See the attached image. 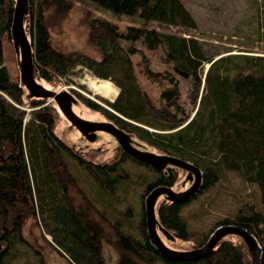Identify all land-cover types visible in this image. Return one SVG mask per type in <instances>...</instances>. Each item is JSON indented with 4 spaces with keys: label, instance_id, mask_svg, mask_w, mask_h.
<instances>
[{
    "label": "trees",
    "instance_id": "obj_1",
    "mask_svg": "<svg viewBox=\"0 0 264 264\" xmlns=\"http://www.w3.org/2000/svg\"><path fill=\"white\" fill-rule=\"evenodd\" d=\"M75 6L96 14L88 33L99 59L63 52L51 41L54 18ZM14 7L15 0H0V264H49L50 254L69 264H107L104 246L115 251L116 264H252V252L237 236L224 237L203 257L172 260L157 252L148 240L144 200L156 187L175 189L182 171L155 170L118 147L110 162L95 163L61 140L58 108L27 100L3 64ZM27 19L42 82L51 88L73 83L70 75L78 68L110 82L119 91L113 103L69 91L151 151L202 173L194 199L158 201L159 229L189 252L203 248L218 227L238 226L256 238L264 264V55L214 60L186 37L197 23L183 0H28ZM156 61L161 70L154 69ZM142 82L158 91L156 104ZM230 175L254 186L257 200L247 193L230 211L212 216L207 195L226 189ZM201 195L199 207L189 209ZM211 217L208 230L198 227ZM27 221L39 227L51 251L26 237Z\"/></svg>",
    "mask_w": 264,
    "mask_h": 264
},
{
    "label": "rangeland",
    "instance_id": "obj_2",
    "mask_svg": "<svg viewBox=\"0 0 264 264\" xmlns=\"http://www.w3.org/2000/svg\"><path fill=\"white\" fill-rule=\"evenodd\" d=\"M183 1L186 9L191 13L197 23V29L188 32L186 37L198 40L206 52L214 54V60L219 59L220 56L228 55H264V0ZM95 16L96 14L92 13L88 8L75 6L70 12L54 18L51 30L52 43L58 47L57 49H60L63 52L79 51L87 54L93 59H99L100 56L94 50L88 33L89 20ZM105 18L118 24L121 29L124 28L123 22L112 20L107 16ZM26 30L28 33V23H26ZM2 54L3 64L7 69L11 80H19L16 53L12 42L8 40L3 42ZM208 67L209 64L203 66L205 72ZM162 68L163 66L157 61L154 62L155 70H161ZM70 78L73 83L64 84L60 88H51L46 83L42 82L41 79L38 80V83L51 91L64 89L69 91V88H71L93 100H95L94 96H99L88 86L86 80L93 81L96 79H94V77H92L86 70L80 71L78 68L70 75ZM142 85L148 95L150 103L153 105L156 104L158 96L156 88L144 82H142ZM79 86H83L85 89H81ZM71 95L78 100L73 93H71ZM72 110L75 115L82 120L89 122H108L99 114L90 111L83 106L79 101L78 103L76 102V105L72 106ZM55 133L61 140L72 147L75 152L95 163H108L113 159L117 152V143L111 136L104 133H96L92 137L85 138L81 136L76 129L71 127L63 116L55 128ZM131 141L132 145L138 150L155 153L132 137ZM128 166V169H130V167L134 169L130 163ZM179 175L178 186L173 189L175 193L184 192L193 182L192 180L187 179V173L179 172ZM229 178L230 181L226 189H221L217 192L215 190L210 195H207L209 196L207 197L209 202L207 200L208 203L206 209L209 210L212 216L220 217L219 215H222L223 212L230 211V209H233L236 206L237 200L243 198L247 193H251L254 200H257V190L254 186L244 183L235 175H230ZM205 197V195H201L198 200H195L190 204L189 209L198 208L200 202ZM161 198L162 197H160L158 201ZM211 219L213 218L211 217L204 220L198 227H201L205 231L208 230L212 224ZM25 228V235L33 245L42 248L43 250L51 251L50 246H48L46 242H43V234L34 221H27ZM157 232L161 241L169 249L179 252L188 251V247H185L184 244L182 245L178 240H175L163 232L159 229L158 225ZM45 238L48 241H51L50 237L47 236ZM173 245L182 247L176 248L177 250H175L173 249ZM104 255L107 258V264H116V254L111 247L104 246ZM47 262L49 264H69L66 260L58 258L52 254L47 258Z\"/></svg>",
    "mask_w": 264,
    "mask_h": 264
},
{
    "label": "water",
    "instance_id": "obj_3",
    "mask_svg": "<svg viewBox=\"0 0 264 264\" xmlns=\"http://www.w3.org/2000/svg\"><path fill=\"white\" fill-rule=\"evenodd\" d=\"M28 0H15L13 17L10 29V39L16 53L17 66L19 70V83L27 92L26 99H41L53 102L63 118L76 129L81 136L92 137L96 133H104L111 136L117 143L118 148L131 160L140 164L148 165L155 170L164 171L168 168H176L187 173V179L192 180L191 186L184 192L175 193L171 188L156 187L147 194L144 200L146 231L150 244L164 257L172 260L192 259L203 257L210 253L217 243L226 236H237L241 238L253 254L252 264H260L261 249L256 238L246 229L238 226H220L210 235L206 245L198 250L179 252L169 249L160 239L157 232V219L155 207L160 197L168 202L186 203L195 198L202 186V173L189 162L178 158L159 155L151 152L140 151L132 145L131 136L120 130L110 122H89L82 120L72 110V106L78 103L67 90L51 91L46 89L40 80L34 63V54L31 42L28 38L26 23H28ZM207 71V70H206ZM71 89V88H69ZM119 91L116 95L118 96ZM110 100L111 103L114 102ZM27 119L25 120V123Z\"/></svg>",
    "mask_w": 264,
    "mask_h": 264
},
{
    "label": "bare ground",
    "instance_id": "obj_4",
    "mask_svg": "<svg viewBox=\"0 0 264 264\" xmlns=\"http://www.w3.org/2000/svg\"><path fill=\"white\" fill-rule=\"evenodd\" d=\"M88 86L93 89L97 95L109 100H113L117 95V90L110 82L100 80H86Z\"/></svg>",
    "mask_w": 264,
    "mask_h": 264
},
{
    "label": "flooded vegetation",
    "instance_id": "obj_5",
    "mask_svg": "<svg viewBox=\"0 0 264 264\" xmlns=\"http://www.w3.org/2000/svg\"><path fill=\"white\" fill-rule=\"evenodd\" d=\"M118 147V146H117ZM157 154V153H156ZM169 169V168H168ZM168 169H166V170H164L163 172H165V171H167ZM157 203H158V201H157ZM157 205V204H156Z\"/></svg>",
    "mask_w": 264,
    "mask_h": 264
}]
</instances>
